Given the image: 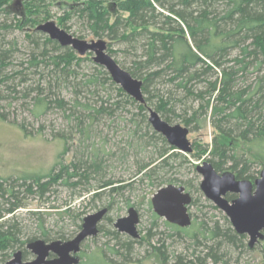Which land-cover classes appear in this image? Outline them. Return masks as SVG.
Here are the masks:
<instances>
[{
    "label": "rangeland",
    "instance_id": "1",
    "mask_svg": "<svg viewBox=\"0 0 264 264\" xmlns=\"http://www.w3.org/2000/svg\"><path fill=\"white\" fill-rule=\"evenodd\" d=\"M35 1L32 2L36 4L38 1ZM25 2H30V0H12L8 9L2 8L8 13L5 15L0 13V26H4L0 31V38L2 37L4 43L0 46L2 49L10 50L8 59L10 66L6 67L2 75L6 74L8 78L13 77L12 80L0 86V115L6 117H4L6 121L0 119V180L31 179L32 177L46 179L52 173H56L59 168L63 166L67 168L71 161L75 159V153V160H77L81 154L101 149L105 154L103 156L106 163L105 179L114 182L123 181L124 185H130L129 183L134 181V184L131 187H126L122 196L109 197L105 193L94 201H89L90 194L76 196L74 194L79 189L72 191L59 184L50 186L44 195L45 197L39 196L38 192L28 195L21 194L20 198L23 199L24 207L18 209L15 213L17 224L21 230L20 239L24 240L34 235L37 237L38 219L29 215L30 212L40 211V223L42 222L44 229L53 236L62 233L68 236L69 240L76 235L78 232L76 225L82 224V219L85 216L110 205L107 215L98 225L100 227L98 235L87 239L81 245L79 255L82 261L86 262L88 260V264H212L211 256H206L207 250L205 247H197L194 241L190 240L197 227L196 225L200 222L207 223L208 227L216 224L221 233H224L227 228H230L233 232L234 230L227 217L203 197L198 188L200 177L198 176V179L194 180L195 165H200L203 162L212 164L209 152L216 132L212 127L210 110L204 115L206 99L187 98L183 96V92L179 91L176 95L179 96L177 98L179 102L168 104V109L172 111L169 115L171 121L168 124L171 126L179 125L187 129V141L191 146V152L194 151V148L199 150L200 147L203 149L206 145L209 147L199 160L187 158L189 164L177 160L171 163L172 169L170 171H164L167 176L185 182L190 181L193 185L191 190H187L192 199L196 200V206L194 205L188 210L191 217V226L185 228L187 232H177L163 218L153 220L152 215L154 213L150 200L158 189L146 179L137 183V177L134 176L137 164L148 163L157 158L156 149L154 151L151 146L146 147L145 139L138 143L136 138L130 135V131L134 130L137 131L138 137L139 135H148L149 132L146 128L148 113H146V122H140L136 129L135 125L130 123V118L137 111L130 103L123 102L112 116L106 114L98 116L87 138L78 134V123H75L73 119H68L54 105L38 117L32 115L33 98L37 92L36 90L29 92L24 97L23 89L40 87L44 89L41 97L48 96V99L49 97L52 99L62 98L67 102L73 101L78 93V101L93 105L96 98L92 97V94L90 95L91 90L82 88L81 84L86 80L83 77L98 72L107 75L108 73L103 67L92 61V53H87L79 56L84 60L77 67H74L78 74L75 80L70 78L65 84L59 83V88H49L47 86L46 81H51L53 74H51L50 68L46 67L42 73L34 72L32 69L23 71L26 79L22 83L21 76H17L16 73L27 68V61L31 55L38 57L42 50L49 57L62 53V51L54 48V44L45 42V38L49 39L48 36L35 31V27L31 25L19 27L18 20L21 17ZM41 2L42 9L37 25L52 21L58 28L76 39L85 42L102 41L105 44V52L111 56L121 69L127 72L138 68L137 64L142 59L148 37L145 39L144 37H136L125 41L122 38L123 27L118 28L115 33H108L105 30L94 32L86 15L78 12V5L72 2L68 3L65 0H41ZM154 7L156 12L168 15L167 11L159 8L156 4H154ZM108 9L110 11L109 24L113 22L117 15L124 19L127 18L126 14L119 13L114 6L108 5ZM67 14L68 18L61 23V19L65 15L67 17ZM151 23L155 27L161 28V21L158 18L151 19ZM51 42H54L60 49H64L55 41ZM234 55L235 53L232 54V56ZM220 71V68H218L213 73H208L205 78L208 79L207 81L213 80ZM138 73H140L142 79L138 77L135 79L143 81L147 71L142 69ZM254 76L247 74L248 82L246 83L251 88L254 81L250 77ZM167 77L164 75L156 77L148 84V94H143V103L148 109L155 110L154 104L160 97L168 99V93H171L173 88L168 84ZM11 86H15V92L14 90L5 89V87ZM203 86L204 82H201L194 88L200 91L203 90ZM104 89H107V91L102 90V93H100L103 100L106 99L107 94H110L111 99L115 101L121 99L118 98L109 84H105ZM159 116L161 115L159 114ZM189 118H194V120L189 126H185L184 121ZM134 119L136 120V118ZM15 123L23 124L30 134L28 136L24 135ZM136 144L141 145L136 147ZM231 144L234 155L250 163L249 173L253 182L259 177V173L264 170V162L260 159L261 156H264V144L261 145L256 140L245 143L239 139H234ZM230 163L228 162L217 174L221 175L229 172L230 170L227 168L231 165ZM191 165H193V168H191ZM230 173L231 175L235 174L233 171ZM27 182L29 183V181ZM126 201H129V206L126 205ZM129 207H133L139 215V224L137 225L139 239L137 240H132L127 235L118 233L113 227L118 218L126 216ZM58 208L61 209L57 210ZM65 209H68L67 213ZM57 211L61 212V215L57 214ZM112 232L118 233L117 239L112 237ZM243 241L246 246L248 237L244 236ZM127 242H131L129 249L123 245ZM210 253L221 258V262L218 264H264V238L255 243L250 249L247 246L242 248L240 245L231 246L226 243L222 244L220 248L212 245L209 251V255H212ZM32 259L33 255L30 254L25 261H31Z\"/></svg>",
    "mask_w": 264,
    "mask_h": 264
},
{
    "label": "trees",
    "instance_id": "2",
    "mask_svg": "<svg viewBox=\"0 0 264 264\" xmlns=\"http://www.w3.org/2000/svg\"><path fill=\"white\" fill-rule=\"evenodd\" d=\"M32 1L34 2V0H30V2H25L23 5L21 17L18 20L20 28L29 25L36 28L40 25H37V20L41 13L42 2L41 0H36L38 2L34 4ZM65 1L79 6L78 12L86 15L94 32L105 30L108 33H115L118 28L123 27L122 38L125 41L136 37H144V39L148 37L142 59L137 64L138 68L128 70L127 73L134 79L136 77L140 79L141 75L138 72L142 69L147 71L145 78L141 81L142 95L148 94L147 86L152 79L163 75L168 76L167 82L173 88L171 89L172 92L168 93V99L160 97L155 102V110L153 111L158 116L160 114V119L168 124L171 121L169 115L172 113L168 109V104L179 102L177 101L179 96H176L179 91L183 92V96L187 98L206 99L204 115L210 110L212 127L216 132L209 152L212 158L211 166L217 173L228 162H231V165L227 168L230 170L228 173L233 171L235 173L233 175L234 179L252 183L249 173L250 163L234 155L231 142L234 139H239L245 143L256 140L259 144H264V0ZM11 3L12 0H0V13L4 15L8 13L2 8L8 9ZM154 4L167 11L168 15L156 12ZM108 5L114 6L119 13L126 14L127 18L124 19L117 15L113 22L109 24L110 11ZM66 18H68V14L67 17L65 15L61 19V23ZM155 18L161 21V28H157L151 23V19L155 20ZM2 27L0 26V31ZM2 40L1 37V46L4 43ZM44 41L54 44V48L62 51V53L49 57L42 50L38 57L31 55L27 61V68L16 73L17 76H21V82H25L26 75L24 72L26 70L32 69L34 72L42 73L45 67L50 68L51 74H53L51 81H46L49 88H59V83L65 84L70 78L75 80L78 74L74 67H77L84 59L72 52L68 47L60 49L50 39L45 38ZM1 46L0 86H3L5 82L12 80L13 77L8 78V75H2L6 67L10 66V62H8L10 50L2 49ZM233 53H235L234 56H232ZM218 68L221 70L218 72V76L213 80L207 81L208 79L205 77L208 73H213ZM247 74L255 75L250 77L254 81L252 88L246 83L248 82ZM83 79L86 80L81 84L82 88L91 90L90 95L92 94V97L96 98V102L93 105L78 101V93L73 98V101L67 102L62 98L52 99L49 97L48 99V96L41 97L44 89L40 87L32 89L29 87L23 89L24 97L29 92H34L35 90L37 92L33 98L32 115L38 117L54 105L68 119H73L75 123H78V134L85 138L91 133L98 116L103 114L112 116L123 102L126 104L130 103L137 111L130 118V123L135 125L136 129L140 122H146V113L150 109L145 107L144 103L139 104L126 95L120 87L111 81L106 73L98 72L88 77H83ZM201 82H204V88L198 91L194 87ZM105 84H109L118 98L121 99L118 100L116 97L117 100L115 101L111 99L110 94H107L106 99L103 100L100 93H102V90L107 91V89H104ZM14 87H5V89L14 90L15 92ZM146 100L148 102L147 98ZM4 117L0 115L2 121H6V117ZM134 118L138 121L136 122ZM193 120L194 118L185 120L184 125L189 126ZM16 125L24 135L28 136L30 134L23 124L17 123ZM146 128L149 132L148 135H139L138 137L136 130L130 131V135L135 137L138 143L145 139L146 147L151 146L154 151L156 149L157 158L148 163L137 164V169L134 173V176L137 177V183L146 179L149 183L156 186V189H160L163 185H175L176 187H183L186 192L191 190L193 185L190 181L185 182L167 176L164 171H170L172 169L171 163L177 160L188 164L187 158L199 160L209 148L208 145L203 149L198 146L200 147L199 150L193 147V152L184 155L175 151L160 134L154 132L148 123V119ZM234 133L236 134L234 135ZM140 145L136 144V147ZM104 155L101 149H95L89 153L87 152V154H81L75 160V153V159L71 161L67 168L64 166L59 168L56 173H52L46 179L32 177L31 179L0 180V264H6L12 257L11 255L14 254L13 252H17V250H21L22 260L25 261L31 254L28 245L35 242L36 239L45 242L68 240V236L62 233L53 236L44 229L42 222L40 223V211L28 213L38 219V232L36 233L38 238L34 235L21 240V230L15 216L16 211L24 207L23 199L20 198L21 194L28 195L38 192L39 196L45 197L44 195L50 186L59 184L72 191L79 189L74 194L76 196L90 194L89 201H94L105 193L109 197L122 196L125 188L134 184V181L129 183L130 185H124L123 181L114 182L113 180L105 179L106 163L103 159ZM260 159L264 162V156H261ZM196 166L194 167V180L198 179ZM191 168H193V165H191ZM33 189L35 190L33 191ZM232 198L233 196L231 195L226 197L228 201L232 200ZM126 203L129 206V201H126ZM194 205L196 206V200L192 199L188 210ZM109 207L110 205L105 208L107 213ZM59 209L61 208L57 210ZM65 211L67 213L68 209H65ZM56 213L60 214L61 212L57 211ZM152 218L156 221L159 217L153 214ZM80 225H76L78 230ZM169 226L176 229L177 232H187L185 228L178 229L174 225ZM196 226L190 240L194 241L197 247H205L207 250L206 256H211L212 264L221 262V258H218L215 254L210 253L212 255H209L212 245L220 248L222 244L226 243L231 246L240 245L242 248L246 246L249 248L248 245H244V236L237 235L230 228L221 233L216 224L208 227L207 223L200 222ZM99 232L100 227L98 226ZM112 237L117 239L118 233L112 232ZM130 244L131 242H127L123 245L129 249ZM78 264H88V260L84 262L80 257Z\"/></svg>",
    "mask_w": 264,
    "mask_h": 264
},
{
    "label": "water",
    "instance_id": "3",
    "mask_svg": "<svg viewBox=\"0 0 264 264\" xmlns=\"http://www.w3.org/2000/svg\"><path fill=\"white\" fill-rule=\"evenodd\" d=\"M19 1V0H17ZM36 31L48 36L60 47H68L78 56L92 53V61L103 67L111 81L139 104L144 99L141 93V81L132 78L122 70L116 62L105 52L102 41L85 42L72 37L58 28L54 22L48 21L38 25ZM148 123L154 132L160 134L167 144L175 151L187 155L191 153V146L187 141L188 131L179 125H169L160 119L153 110L148 111ZM196 173L200 177L199 190L203 197L211 202L228 219L232 229L239 236L248 237V247L264 238V170L252 183L234 179L231 173L217 174L209 163L196 166ZM227 194L235 195V199L227 201ZM192 201L191 195L183 187L168 185L158 189L151 197L150 204L154 214L166 222L179 228H188L191 217L188 207ZM107 213L100 209L83 218L81 228L74 238L68 241L55 240L45 243L36 240L28 245L34 258L23 261L21 252L17 251L7 264H78L75 256L79 253L82 243L98 234L97 226ZM139 215L133 207L127 209L125 217L118 218L113 227L118 233L125 234L132 240L139 239L137 225ZM49 254L56 258L46 260Z\"/></svg>",
    "mask_w": 264,
    "mask_h": 264
},
{
    "label": "flooded vegetation",
    "instance_id": "4",
    "mask_svg": "<svg viewBox=\"0 0 264 264\" xmlns=\"http://www.w3.org/2000/svg\"><path fill=\"white\" fill-rule=\"evenodd\" d=\"M227 195H231V196H233L232 200L235 199V197H236L235 195H232V194H227ZM227 195L225 196V199H226ZM227 201H228V200H227ZM230 201H231V200H230ZM82 220H83V219H82ZM80 228H81V225H80ZM97 229H98V226H97ZM79 230H80V229H79ZM79 230H78V232H79ZM78 232H77V233H78ZM77 233H76V234H77ZM97 235H98V234H97ZM75 236H76V235H75ZM75 236H74V237H75ZM74 237H73V238H74ZM88 239H89V238H88ZM69 240H71V239H69ZM86 240H87V239H86ZM86 240H85V241H86ZM42 241H43V240H42ZM53 241H55V240H53ZM66 241H68V240H66ZM85 241H84V242H85ZM44 242H45V241H44ZM49 242H51V241H48V242H45V243H49ZM82 244H83V243H82ZM80 248H81V247H80ZM80 250H81V249H80ZM30 253H31V252H30ZM79 254H80V251H79V253L76 254L75 256H76L77 259L80 261V255H79ZM31 255H33V254L31 253ZM11 258H12V257H11ZM11 258H10V259H11ZM21 258H22V257H21ZM33 258H34V256H33ZM55 258H56V257H55L54 255L49 254L48 257L46 258V260H47V261H48V260H53V259H55ZM23 261H24V260H23ZM25 262H26V261H25ZM7 263H8V262H7Z\"/></svg>",
    "mask_w": 264,
    "mask_h": 264
}]
</instances>
